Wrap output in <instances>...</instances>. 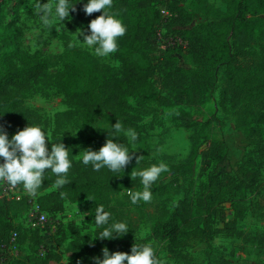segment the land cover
Returning a JSON list of instances; mask_svg holds the SVG:
<instances>
[{"label": "trees", "instance_id": "obj_1", "mask_svg": "<svg viewBox=\"0 0 264 264\" xmlns=\"http://www.w3.org/2000/svg\"><path fill=\"white\" fill-rule=\"evenodd\" d=\"M192 1L191 9L201 15V22L193 23L192 10L169 0L172 16L167 29L182 36L187 44L170 47L164 55L157 57L154 53L155 44L162 25L160 1L113 0L111 11L123 20L127 29L125 35L118 38V50L115 52L122 67L103 63L89 50L69 45L54 57L25 51L22 48L23 30L18 24L19 4L15 8V17L10 21L6 20L1 9L0 113H4L0 114V125L7 132H16L25 127L35 112L23 105L24 93L35 90L39 84L54 85L64 94L68 109L56 115L53 142L63 139L65 143L67 132L64 126L74 119L91 128V139L94 141L91 148L99 149L108 138V130L118 120L124 129L131 127L138 134L142 132L140 121L147 113V99L154 93L153 77L157 71L163 73L167 81L179 79L181 82L183 77L188 79V76L201 79L196 89L200 92L202 86L215 80L219 69L224 67L223 104L232 103L239 130L251 135H262L264 42L258 48L254 47L253 37L264 21V0H224V11L207 0ZM77 6L83 7V2L77 3ZM102 11L89 15L90 21ZM233 37L237 39L236 42L232 41ZM181 57L186 59V63H181ZM56 64L61 65L60 69L51 72L50 68ZM188 89V86L184 88L185 94ZM133 96H136L134 109L130 105ZM195 123L191 120L184 125L190 127ZM121 142L127 143L123 135ZM200 143L202 141L198 140L195 151L199 149ZM207 144L210 162L217 166L226 163L228 156L223 145L217 140L207 141ZM259 145L261 153H264V143ZM69 156L73 159V165L67 174L68 183L57 190L48 191L55 184L56 175L46 172L45 181L36 194L41 209L51 213L61 212L65 209L66 200L76 202L87 199L83 207L87 219L93 221L96 206L103 204L114 219L125 221L130 230L123 237L100 239L91 237L89 232L83 233V228L77 225L73 226L74 237L67 251L73 260L68 264H95L90 258L98 255L102 257L105 246L113 252H131L136 240L152 245L144 239L134 238L137 226L131 218L122 214L112 200L114 194L124 191L127 203L132 204L127 196L129 188L133 191L142 189L137 178L131 176L134 169L132 160L125 170L121 169L117 173L107 168L97 172L70 153ZM212 185L205 199L182 200L173 211L164 207L163 212L154 219V238L164 242L165 248L176 261L195 264L188 250L191 241L211 240L218 231L214 226L217 219L224 218L228 209L236 210L242 194L250 187V184L238 180L227 171L219 172ZM14 188L24 192L22 184ZM152 192L153 197L163 194V190L154 184ZM32 199L33 196L27 193H23L21 199H4L0 190V259L3 246L10 242L13 232H19L21 237L20 218L28 210ZM146 203L140 201L133 205L142 209ZM227 203H231L228 208ZM95 226L96 235L98 228ZM47 255L45 264L49 263L47 259L50 253ZM155 257L159 264H174L158 259L156 252ZM7 264H21V260L13 257Z\"/></svg>", "mask_w": 264, "mask_h": 264}, {"label": "rangeland", "instance_id": "obj_2", "mask_svg": "<svg viewBox=\"0 0 264 264\" xmlns=\"http://www.w3.org/2000/svg\"><path fill=\"white\" fill-rule=\"evenodd\" d=\"M159 1V5L163 3V0ZM173 1L190 11L194 3L192 0ZM207 1L223 11L226 10L224 0ZM46 2L47 0H41V3ZM17 4L20 13L18 24L23 30L22 48L30 53L41 52L45 56H58L73 42L78 29L88 31L90 16L77 4L70 11L71 18H66L64 24L54 21L48 27L42 25L39 17L34 15L29 0H0V10L2 9L7 21L15 17ZM193 13V23L203 20L196 11ZM253 38L254 47L258 48L260 43L264 42V21ZM232 41L236 42L237 39L233 37ZM161 44L162 42L156 41L155 48L158 49ZM80 48L93 53L86 46ZM98 58L103 63L122 67L115 53ZM181 58V63H186V59ZM60 67V64L53 65L50 71L56 72ZM192 78V76H188V79L183 77L181 82L179 79L167 81L163 73L160 71L155 73L153 77L155 90L147 99V113L140 121L143 129L135 144L136 149L132 150L133 172L159 161L167 164V171L162 172L158 180L153 183L163 190V194L147 201L142 209L128 204L124 191L113 195V203L117 204L122 214L126 218H131L137 226L134 238L153 243L158 259L184 264L174 260L165 248L164 242L154 238L152 231L154 219L163 212L164 207L173 211L182 200L205 199L212 184L216 182L217 174L227 171L238 180L250 184V187L242 194L236 210L228 209L224 218L217 219L214 226L218 231L211 240H192L188 250L195 264L209 262L264 264V153H261L259 145L264 143V125L262 135H251L237 128L235 108L231 102H227L226 106L222 102V90L225 84L224 67L219 69L215 80L202 86L200 92L196 89L199 88L198 82H202L201 79ZM186 86L189 89L185 94ZM230 98L231 96L229 100ZM22 102L25 107L35 112L30 120L42 123L53 139L56 115L68 109L64 94L54 85L39 84L35 90L24 93ZM130 105L134 109L136 96L130 98ZM191 120L196 122L194 126L184 125ZM78 128L80 129L76 135L67 131L71 129L75 132ZM64 130L67 132L65 145L70 147L69 153L76 160L80 159L81 149L93 146L91 128L73 119L64 126ZM8 133L11 138L15 132ZM198 140L202 143L195 151ZM212 140L220 142L227 153V161L222 166L210 162L207 156L209 147L207 141ZM138 156L141 157L137 164ZM135 178L142 188L140 177ZM57 189L58 186L54 184L48 191ZM23 193L28 194L25 189ZM37 198L38 195L33 196L28 210L20 218L21 237L16 231V242L6 247L5 254L20 258L21 264H45V258L49 253L50 258L47 259L49 263L46 264L72 262L73 257L67 251L74 237L73 226L77 225L78 228H83V233L89 232L91 237H95L96 226L93 221L85 217L83 211L87 199L76 202L66 200L63 211L48 212V224L44 226L35 218L33 212ZM229 206L231 203L226 204V208ZM42 247L47 251L44 255L40 252ZM57 257L60 259L57 260Z\"/></svg>", "mask_w": 264, "mask_h": 264}, {"label": "clouds", "instance_id": "obj_3", "mask_svg": "<svg viewBox=\"0 0 264 264\" xmlns=\"http://www.w3.org/2000/svg\"><path fill=\"white\" fill-rule=\"evenodd\" d=\"M80 2H83V8L88 15L101 9L103 11L90 21L88 31L78 29L77 36L69 46H86L98 57H108L115 53L118 50V38L124 36L127 29L123 20L111 11L113 0H54V2L47 0L46 3H41V0H34V2L29 0L34 9V15L39 17L40 23L45 27L51 26L54 21L64 24L66 18H71L70 11ZM80 128L75 132L71 129L67 131L76 135ZM122 135L127 138V143L121 142ZM138 137L139 134L134 128L124 129L118 120L112 124V129L108 130V138L99 149L91 147L81 149L80 162L84 165H91L97 172L103 168L113 173L121 169L125 170L126 165L133 158L132 150L136 149L135 144ZM49 142H51V149ZM69 148L63 139L53 142L49 130L42 123L29 120V123L12 134L11 138L0 125V158H2L0 160V180L13 186L22 184L32 196L37 194L38 189L44 183L46 172L55 174V184L58 187L63 186L69 182L67 174L73 165V159L69 156ZM140 157H136L137 164L140 162ZM165 171H167V164L159 161L133 172L131 176L133 179L136 176L140 177L143 187L136 191L129 188L127 196L130 202L137 204L140 201H150L153 197L152 185ZM93 222L98 228L93 238L115 239L123 237L130 230L125 221L114 219L103 204L96 206ZM90 259L94 260L95 264H159L152 245L138 243L137 240L132 245L131 252H113L105 246L102 249V257L98 255Z\"/></svg>", "mask_w": 264, "mask_h": 264}, {"label": "built area", "instance_id": "obj_4", "mask_svg": "<svg viewBox=\"0 0 264 264\" xmlns=\"http://www.w3.org/2000/svg\"><path fill=\"white\" fill-rule=\"evenodd\" d=\"M160 11L162 13V25L158 32L156 41L162 42L160 47L157 49L155 48V55L157 57H160L166 53V51L170 47L183 45L186 46L187 41L180 35H175L172 32H169L167 27L168 23L171 19L172 12L170 10V4L169 0H163V3L159 5ZM163 30H166L163 32ZM156 45V44H155ZM0 190H1V196L4 199L12 200V199H21L22 194L18 192L13 185H10L6 181H2L0 184ZM32 200H30L31 202ZM35 210L33 211L35 213V218H37L40 222V224L46 226L48 224L49 219V213L43 209H41L40 205L37 203L35 205ZM17 232H13V235L11 237V240L8 244H5L2 249V256L0 259V264H7V261L10 258H13L12 255L5 254V249L8 245L14 244L16 242ZM41 254H45L47 251L44 247L40 249Z\"/></svg>", "mask_w": 264, "mask_h": 264}]
</instances>
